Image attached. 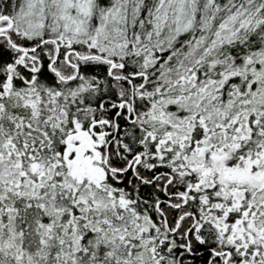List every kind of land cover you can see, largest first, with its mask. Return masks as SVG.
<instances>
[{
	"label": "snow or ice",
	"instance_id": "1",
	"mask_svg": "<svg viewBox=\"0 0 264 264\" xmlns=\"http://www.w3.org/2000/svg\"><path fill=\"white\" fill-rule=\"evenodd\" d=\"M0 264H264V0H0Z\"/></svg>",
	"mask_w": 264,
	"mask_h": 264
}]
</instances>
